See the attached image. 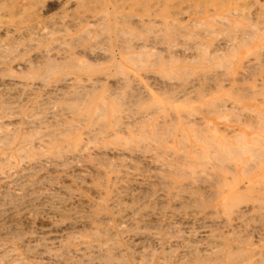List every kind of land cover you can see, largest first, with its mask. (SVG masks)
<instances>
[{
	"label": "bare ground",
	"instance_id": "obj_1",
	"mask_svg": "<svg viewBox=\"0 0 264 264\" xmlns=\"http://www.w3.org/2000/svg\"><path fill=\"white\" fill-rule=\"evenodd\" d=\"M192 1L0 0V264H264V91L205 115L149 52L255 72L264 0Z\"/></svg>",
	"mask_w": 264,
	"mask_h": 264
},
{
	"label": "rangeland",
	"instance_id": "obj_2",
	"mask_svg": "<svg viewBox=\"0 0 264 264\" xmlns=\"http://www.w3.org/2000/svg\"><path fill=\"white\" fill-rule=\"evenodd\" d=\"M196 1V2H195ZM193 0L192 2V4H191V7H194V6H197L198 4H201V5H203V4H206V2L207 3H209L210 1L209 0ZM203 2H205V3H203ZM194 4V5H193ZM57 11H59L58 9H54V10H52L51 12H50V14H53L54 12H57ZM263 18V17H262ZM251 21H254V20H258V19H253L252 20V18L250 19ZM263 23V27H264V18H263V21H262V19L258 22L259 23V25L261 24L262 25V23ZM251 23H253V22H251ZM204 25V28H206V25L205 24H203ZM203 25H202V27H203ZM194 27V28H193ZM197 25H195V26H190L189 27V30H190V32H194V33H197L196 32V30L198 31V33H199V28L197 29ZM196 29V30H195ZM224 33H225V36L223 37V35H224ZM220 34H221V36H220ZM230 35V33H226V32H220L219 34H218V36H217V38H219V36H220V38H222V39H220L219 38V40H225V42H227L228 43V46H229V41H228V39H230L231 41H232V39L231 38H229L228 36ZM151 35V34H150ZM147 36H148V34H147ZM187 36V35H186ZM239 36V35H238ZM249 36V37H248ZM247 36V39L246 40H249V38H250V35H248ZM151 37H153V36H150V38ZM185 37V36H184ZM183 37V38H184ZM146 38H147V40H146ZM149 38V36L148 37H145V40L146 41H150L151 39ZM183 38H182V40H183ZM187 38V37H186ZM186 38H184V39H186ZM190 38V41L188 42V40L186 39V42H177L176 43V40L178 39V40H180L179 38H176V39H172V42L171 41H168V42H166V44H167V46H171V45H175V44H182L183 46H186V47H188V48H190V42H192V35H190V36H188V39ZM227 38V39H226ZM182 40H180V41H182ZM195 40H198V39H195ZM174 42H175V44H174ZM169 43H172V44H169ZM188 44V45H185V44ZM204 43V42H203ZM202 43V44H203ZM181 45V46H182ZM211 47H210V46ZM201 44H200V48H201ZM186 47L184 48V49H186ZM210 48H211V50L213 49V46H212V44H210V43H207V42H205V44H204V46H203V49L205 50V53H206V57L210 60V62L209 63H206V65H205V67H204V69L205 70H200L199 69V66H198V64H197V61L199 62V56H197V58H196V62L195 61H185V58L183 57V56H180V57H178L177 55H176V57H175V55H174V53L172 54V53H170V52H166L167 54H169V55H173L174 57H171V58H173L172 60L170 59V56L169 57H167L168 55L165 53V54H161V56L162 57H159V58H157V51H155V50H152V51H149L151 54L152 53H156L155 55L156 56H154V57H151V58H154V60H155V58L156 59H158L159 61V64H158V62H156L155 63V67L153 66V68L152 69H154V70H157V71H159L160 69H161V64L162 63H165L166 65H167V67H165V69H166V71L168 72V73H170L169 75H168V77L167 78H169L170 80L173 78H176V79H174V81H173V79L171 80V81H173L172 82V84H171V86L172 85H174L175 83H177V84H175L174 86V88L173 89H170V88H172L171 86H169L168 88H167V91H168V89H170L169 91L171 92L172 90V92L171 93H169V95H171V96H178V95H181L182 93H186V90L188 91L187 92V94H188V97H189V95H190V97L188 98L189 100H191V101H188V103H187V105H189L190 103L189 102H192L193 100V103H195V104H197V101H199V100H202V99H205V100H207L208 101V103L207 104H205L204 106H203V108L204 107H206L205 109H206V112H205V110L203 109V110H201V108L200 107H198V111L200 112H203L204 114L206 113L207 114V110L209 109V108H211L212 110H214L213 112H219V111H221L222 109H223V106L224 105H226V103H229L230 104V101H228L229 99H231V100H237V101H240V102H246V101H250L253 97H254V95L256 94L255 92H253V90H254V88L253 87H248V82H250V81H252L253 79L255 80V81H253L254 82V84H255V86H256V84L258 85V86H256V88H258V89H260V91L262 90V91H264V83H260V82H264V75H263V73H264V64L262 65V64H260V63H264L263 61H264V55L262 54V53H258V54H256V55H252V56H250V58H254V59H259L260 61H259V64L260 65H257L256 66V70H255V72H253V71H243V70H235V69H233L232 70V68H231V66H229L228 64V68H221V71H219L218 70V67L217 66H215V67H217V70L215 71V67H213L214 65H216V63L218 62H220V61H218V60H215V58H214V60L212 59L213 58V55H212V53H211V55H210ZM207 50V51H206ZM224 53V52H223ZM202 54V53H201ZM165 55V56H164ZM167 55V56H166ZM208 55V56H207ZM153 56V55H152ZM160 56V55H159ZM202 56H204L203 54L202 55H200V59L202 60V61H204V58L202 57ZM168 59V60H171V62L169 61L168 62V60L166 59V58ZM179 58L178 60H177V62L175 61V58ZM229 57V58H228ZM165 58V59H164ZM227 60H229L230 59V55H228L227 56ZM236 58H238V57H235V59ZM249 58V57H248ZM164 59V60H163ZM262 59H263V61H262ZM256 60H255V62H256ZM175 61V62H174ZM194 62H195V64H194ZM257 62H258V60H257ZM170 63V64H169ZM173 63V64H172ZM192 63V64H191ZM221 64H220V66H222V67H225L226 66V63H228V62H225V64H223L224 62H220ZM157 64H158V66H157ZM168 64H169V66H168ZM213 65V66H210V65ZM218 65V64H217ZM223 65H225V66H223ZM219 66V65H218ZM219 66V67H220ZM209 67V68H208ZM176 68H178L179 69V71L181 70V68H182V70H183V72H184V74H182L183 72H181V73H179V71L177 72V70H176ZM185 68H186V70L188 69L189 70V72H191V73H188V74H186V70H185ZM194 68H195V71H194ZM201 68V67H200ZM214 68V69H213ZM230 68V69H229ZM213 71H212V70ZM220 69V68H219ZM228 69V70H227ZM170 70V71H169ZM197 70H198V74L200 73V76H198V74H197ZM211 71V73H212V75H213V77L216 75V77H211L212 75L210 74V76H208L209 75V72ZM232 70V71H231ZM259 70V71H258ZM172 71V72H171ZM200 71V72H199ZM219 71V72H218ZM226 72L225 74H224V72ZM239 71H241V72H239ZM257 71V72H256ZM166 72V73H167ZM194 72V73H193ZM208 74H206V73ZM232 72V73H231ZM171 73H173V75L175 74V76H173V77H171ZM213 73H215V75L213 74ZM217 73V74H216ZM220 73V74H219ZM244 74V75H241V74ZM248 74L249 73V76L251 77V75H252V77H254V78H248V76H247V78H246V76H245V74ZM250 73H252V74H250ZM256 73H258V74H256ZM191 74H194L193 76H195V77H193V76H191ZM228 74H229V76H228ZM240 74V75H239ZM246 74V75H247ZM254 74V75H253ZM164 75H166V74H164ZM203 75V76H202ZM204 75H206L207 76V80L208 81H206V76L204 77ZM236 75V76H235ZM241 76V78H239V76ZM230 77V78H228V77ZM242 76H243V81L241 82H235L238 78L239 79H242ZM193 77V79L192 80H190L191 78ZM201 77H203L202 79H199V78H201ZM208 77H211V78H209L208 79ZM245 77V78H244ZM262 77H263V79H262ZM178 78V79H177ZM228 80H227V79ZM232 78V79H231ZM233 78H236V80H234L233 81ZM197 79H199V80H197ZM224 79H226V80H224ZM257 79V80H256ZM259 79V80H258ZM261 79H262V81H261ZM145 80L147 81V79L145 78ZM190 80V81H189ZM194 80V81H193ZM204 81V82H200V81ZM178 81V82H177ZM181 81V82H180ZM193 81V82H192ZM199 81V82H198ZM206 81V82H205ZM211 81V82H210ZM230 81H232V82H230ZM245 81H247V82H245ZM148 82V81H147ZM189 82H191L190 83V86H194V90H196V92L197 93H195V91L194 92H192L193 93V95L189 92V90H188V88L190 87L189 85H188V83ZM218 82V83H217ZM226 82H227V84H226ZM228 82H229V85H228ZM174 83V84H173ZM200 84V88L198 87L199 86V84ZM181 84V85H180ZM198 84V85H197ZM185 85H188V88H186V86ZM209 85V86H208ZM213 85H215V86H213ZM225 87H224V86ZM237 85V86H236ZM235 86V87H234ZM263 86V87H262ZM183 87H185V88H183ZM210 87H212L211 89H214L213 91L210 89ZM213 87H215V88H213ZM217 87H219L218 88V90H217ZM207 88V89H206ZM209 88V89H208ZM232 88H233V91H232ZM236 88H238V90L236 89ZM182 89V90H181ZM185 89V90H184ZM236 89V90H235ZM245 89V90H244ZM257 89V90H258ZM178 90H180L179 92H178ZM209 93H207L206 91ZM168 91V92H169ZM183 91H185V92H183ZM215 91V92H214ZM229 91H230V93H229ZM232 91V92H231ZM180 92H182V93H180ZM205 92V93H204ZM214 92V93H213ZM247 92V93H246ZM179 93V94H178ZM240 93V94H239ZM195 94V95H194ZM197 94V95H196ZM207 95V96H206ZM209 95V96H208ZM197 97V100H195V98L194 97ZM225 97V98H222V97ZM200 97V98H199ZM205 97V98H204ZM228 97V98H227ZM199 98V99H198ZM196 101V102H195ZM219 101V102H218ZM221 101V102H220ZM228 101V102H227ZM212 102H214V106L212 105V104H210V103ZM226 102V103H225ZM215 105H216V108L214 109V107H215ZM223 105V106H222ZM209 107V108H208ZM208 108V109H207ZM210 110V109H209ZM208 110V111H209ZM212 110H211V112H212ZM224 110V109H223ZM210 112V111H209ZM248 112H249V110L248 109H244V108H242V109H237V108H235V109H233V110H230V111H228V117L229 118H234V117H231V116H235V118L238 116L239 118H242V117H244L245 115H246V113L248 114ZM237 113V114H236ZM243 113V114H242ZM205 114V115H206ZM229 114H230V116H229ZM232 114V115H231ZM241 116V117H240ZM237 117V118H238ZM7 196V195H6ZM5 196V197H6ZM7 199H9V197L8 198H6V200ZM10 200V199H9ZM8 200V201H9ZM246 232H244L243 234H242V236L245 234ZM246 237V238H245ZM244 238H242V239H245V241L243 240V242L244 243H246L247 245H250L251 243L253 244V243H256L255 242V240L257 239V238H255V237H252L251 238V235H248V236H245ZM251 238V239H250ZM252 239H254V240H252ZM252 241V242H251ZM257 241V240H256ZM104 262L105 261H102V264H104ZM167 263H169V262H167ZM170 264V263H169Z\"/></svg>",
	"mask_w": 264,
	"mask_h": 264
}]
</instances>
